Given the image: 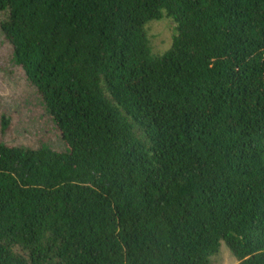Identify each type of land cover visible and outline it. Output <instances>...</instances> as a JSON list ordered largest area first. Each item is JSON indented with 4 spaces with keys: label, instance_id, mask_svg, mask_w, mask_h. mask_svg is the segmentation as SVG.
<instances>
[{
    "label": "trees",
    "instance_id": "1",
    "mask_svg": "<svg viewBox=\"0 0 264 264\" xmlns=\"http://www.w3.org/2000/svg\"><path fill=\"white\" fill-rule=\"evenodd\" d=\"M0 29L66 146L0 142V264H264V0H0Z\"/></svg>",
    "mask_w": 264,
    "mask_h": 264
},
{
    "label": "rangeland",
    "instance_id": "2",
    "mask_svg": "<svg viewBox=\"0 0 264 264\" xmlns=\"http://www.w3.org/2000/svg\"><path fill=\"white\" fill-rule=\"evenodd\" d=\"M147 35L154 56L168 52L177 34V24L165 18L147 25ZM13 48L0 29V142L37 151L47 146L57 152L66 150L62 134L42 105L37 91L28 83L22 69L14 62ZM4 120L7 123L4 125ZM8 129L7 132H3ZM211 264H239L223 243Z\"/></svg>",
    "mask_w": 264,
    "mask_h": 264
}]
</instances>
